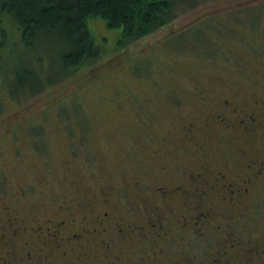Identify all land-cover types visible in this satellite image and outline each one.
I'll return each mask as SVG.
<instances>
[{"label": "rangeland", "instance_id": "rangeland-1", "mask_svg": "<svg viewBox=\"0 0 264 264\" xmlns=\"http://www.w3.org/2000/svg\"><path fill=\"white\" fill-rule=\"evenodd\" d=\"M179 1L169 24L122 47L120 30L90 19L99 57L67 73L58 65L55 38L41 35L29 54L15 21L0 12L2 209L43 217L60 206L82 214L83 204L117 221H146V235H132L124 253L135 264H212L229 239L241 237L233 235L231 211L215 199L207 203H216L222 219L219 214L198 233L184 220L191 213L186 195L166 205L154 193L197 185L190 175L211 151V172L226 159L218 126H201L193 143L183 127L201 125L227 93L264 88V0ZM25 62L38 74V93L11 87L13 71ZM157 208L163 229L157 218L148 220ZM259 212L251 225L264 241L263 205ZM252 264H264V257Z\"/></svg>", "mask_w": 264, "mask_h": 264}, {"label": "flooded vegetation", "instance_id": "flooded-vegetation-1", "mask_svg": "<svg viewBox=\"0 0 264 264\" xmlns=\"http://www.w3.org/2000/svg\"><path fill=\"white\" fill-rule=\"evenodd\" d=\"M197 123L189 122L183 127L185 137L191 143L197 142L202 137L201 126H218L226 159H221L217 171L211 172L210 159L215 152L204 154L208 162L200 163L199 171L190 175L197 185L177 186L170 192L160 187L154 195L159 194L166 205L176 194L186 195L184 209L191 213L187 212L184 220L198 233L208 227L209 221H216L219 214L222 219V212H215L216 203L208 201L213 198L219 206H227L230 221H236L233 235L239 233L241 237L229 239V245L225 244L212 264H252L253 259L264 257V241L255 239L253 233L258 228L251 225V221L259 219L260 206H264V88L250 93L238 89L221 96L217 106L210 107L200 119L201 125ZM208 173L211 175L207 178ZM99 200L104 205L109 197L103 193ZM78 207L85 208L84 213L74 214L60 206L54 214L43 217L29 210L14 213L8 205L0 207V264H135L124 253L131 250L132 235H146V221H117L109 211L95 212L83 204ZM152 211L148 220L157 218L162 228L160 221L165 217L159 208ZM232 253L238 254L231 258L236 262L229 260Z\"/></svg>", "mask_w": 264, "mask_h": 264}, {"label": "trees", "instance_id": "trees-1", "mask_svg": "<svg viewBox=\"0 0 264 264\" xmlns=\"http://www.w3.org/2000/svg\"><path fill=\"white\" fill-rule=\"evenodd\" d=\"M174 7L175 0H5L0 3V12L15 21L29 54L41 35L55 38L60 47L58 65L67 73L99 57L88 27L90 19H100L108 29L120 30L122 47L169 24L176 16ZM12 74L11 87L17 94H35L42 86L27 62Z\"/></svg>", "mask_w": 264, "mask_h": 264}]
</instances>
